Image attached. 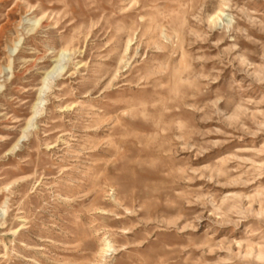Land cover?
<instances>
[{
    "label": "rangeland",
    "instance_id": "obj_1",
    "mask_svg": "<svg viewBox=\"0 0 264 264\" xmlns=\"http://www.w3.org/2000/svg\"><path fill=\"white\" fill-rule=\"evenodd\" d=\"M0 264H264V0H0Z\"/></svg>",
    "mask_w": 264,
    "mask_h": 264
},
{
    "label": "bare ground",
    "instance_id": "obj_2",
    "mask_svg": "<svg viewBox=\"0 0 264 264\" xmlns=\"http://www.w3.org/2000/svg\"><path fill=\"white\" fill-rule=\"evenodd\" d=\"M42 20H43V19H40L39 21L41 22ZM41 25H42V26H45V23H44V22H43V23L41 22ZM41 25H40V26H41ZM14 41H15V40H14ZM14 41H13V42H14ZM16 42H18V41H16ZM18 44H19V43H18ZM12 45H14V44H12ZM14 46H15V45H14ZM11 47H12V46H11ZM11 50L13 51V48H10V51H11ZM60 70H62V69L58 67V64L55 65V66L52 68V71H51L50 73H47V74H46V79H47L48 77H50V75H51L53 72H57V71H60Z\"/></svg>",
    "mask_w": 264,
    "mask_h": 264
}]
</instances>
